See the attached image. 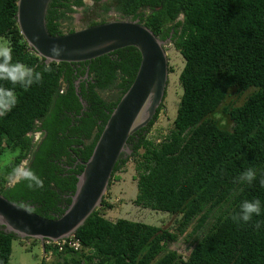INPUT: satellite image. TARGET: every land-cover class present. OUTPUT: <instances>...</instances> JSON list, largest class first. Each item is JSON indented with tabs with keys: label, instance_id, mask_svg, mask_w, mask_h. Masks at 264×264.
Masks as SVG:
<instances>
[{
	"label": "trees",
	"instance_id": "16d2710c",
	"mask_svg": "<svg viewBox=\"0 0 264 264\" xmlns=\"http://www.w3.org/2000/svg\"><path fill=\"white\" fill-rule=\"evenodd\" d=\"M92 1L86 6L83 0H51L45 16L48 33H71L77 8H83L85 26L103 23L97 17L113 10L139 19L162 41L171 32L184 60L172 129L160 143L147 137L161 105L151 123L128 139L131 154L120 158L109 183L134 159L133 204L176 219L169 228L125 218L111 221L101 214L112 208L104 196L101 207L70 236L80 249L65 243L59 250L44 241L43 254L51 253L52 264H264V0ZM16 2L0 0V41L11 47L13 62L41 72L43 82L27 90L17 86L16 106L0 117V156L14 154L0 166V195L55 219L70 204L83 163L132 84L141 56L126 47L90 63H52V70L44 72V59L20 35ZM76 64L83 67L78 74L72 69ZM87 65L93 82L88 93L82 83L79 95L73 83ZM106 91L111 93L102 98ZM79 96L89 104L85 110ZM23 163L43 180V188L30 190L27 182L9 185L13 168ZM249 167L256 179L238 182ZM253 199L261 201V215L249 224L233 222L240 204ZM181 237L190 248L186 257L169 248ZM14 239L0 230V264H9Z\"/></svg>",
	"mask_w": 264,
	"mask_h": 264
},
{
	"label": "water",
	"instance_id": "95a60500",
	"mask_svg": "<svg viewBox=\"0 0 264 264\" xmlns=\"http://www.w3.org/2000/svg\"><path fill=\"white\" fill-rule=\"evenodd\" d=\"M50 1L16 2L20 35L40 58L49 54L53 44H59L64 52L55 63L91 61L126 47L136 48L141 60L132 84L110 113L91 156L83 163L71 202L61 216L47 219L0 195V226L4 233L20 240H38L42 251L44 241L56 242L70 237L101 207L115 166L121 157L131 154L128 139L154 119L165 99L169 77L166 42L139 21L109 20L51 36L45 25Z\"/></svg>",
	"mask_w": 264,
	"mask_h": 264
},
{
	"label": "rangeland",
	"instance_id": "374dc122",
	"mask_svg": "<svg viewBox=\"0 0 264 264\" xmlns=\"http://www.w3.org/2000/svg\"><path fill=\"white\" fill-rule=\"evenodd\" d=\"M90 4L89 1L86 2ZM83 9L79 8L72 14V27L78 29L85 27L83 20ZM119 16L111 20H119ZM122 19V18H121ZM120 19V20H121ZM0 44H4L0 41ZM165 51L167 53L168 65L173 72L169 73L166 96L163 101V109L160 111L157 120L148 133V139L155 143H160L172 129L173 120L177 113V108L182 95V88L179 83V74L184 66V60L174 45L166 42ZM3 156V155H2ZM0 156V157H2ZM128 158V155H125ZM124 157V156H123ZM124 157V158H126ZM24 164V163H23ZM5 164L0 163L3 167ZM136 162L130 159L126 165L114 175L112 185L106 192V201L112 205L111 209L101 210V214L108 220L115 221L125 218L131 221L143 222L157 227H172L176 217L166 213L156 212L149 209H142L133 204L137 195L136 188ZM9 184H12L11 182ZM100 208V207H99ZM170 249L178 251L183 256H187L190 248L183 237L176 243L169 246ZM43 259V251L38 240L14 239L12 241V252L9 264H40ZM45 264H52V259H43Z\"/></svg>",
	"mask_w": 264,
	"mask_h": 264
},
{
	"label": "clouds",
	"instance_id": "9594fccd",
	"mask_svg": "<svg viewBox=\"0 0 264 264\" xmlns=\"http://www.w3.org/2000/svg\"><path fill=\"white\" fill-rule=\"evenodd\" d=\"M64 49L59 44H53L49 49V54L44 57L45 66L43 71L50 72L52 69L50 65L58 62L63 55ZM43 55V54H41ZM43 74L35 71L33 68L26 65L13 62L12 49L6 44H0V117L5 116L10 112L17 103L16 87L27 90L34 84H42ZM4 84H10L12 87H5ZM14 158V154L5 153L0 157V163L9 164ZM10 182L15 185L21 182H27L28 189L43 188V180L36 175L29 167L16 166L10 174ZM256 179L255 169L247 168L238 178V182H247L251 184ZM261 186H264V179L260 181ZM261 215V201L253 199L251 201L244 200L240 206L239 211L234 214L231 219L233 222L239 224L243 222L249 224L254 217ZM254 227L259 230L260 223L256 222Z\"/></svg>",
	"mask_w": 264,
	"mask_h": 264
},
{
	"label": "flooded vegetation",
	"instance_id": "af4514ba",
	"mask_svg": "<svg viewBox=\"0 0 264 264\" xmlns=\"http://www.w3.org/2000/svg\"><path fill=\"white\" fill-rule=\"evenodd\" d=\"M87 1H89L90 2V4H87L86 2ZM105 1H107V0H101V2H105ZM83 3L86 5V6H91V5H93V1L92 0H83ZM77 9H79V8H77ZM81 9V8H80ZM83 9V8H82ZM100 12V11H99ZM102 12V11H101ZM119 16V14L117 13V12H115V11H113V10H110V11H108V12H106V14H100V16H98L97 17V21H101V20H104V22H107V21H109V20H111L112 18H116V17H118ZM84 17V16H83ZM82 17V18H83ZM119 18L121 19V20H123V19H127V20H131V21H139V19H130V18H128V17H121V16H119ZM119 19V20H120ZM179 19H181V17L179 18ZM103 22V23H104ZM99 24V23H98ZM85 27H87V26H85ZM69 28V27H68ZM72 29H73V31L72 32H74L75 30H78V28L77 27H71ZM71 28H69V29H67V28H64V31H68V30H71ZM170 36H171V32H170V35L169 36H167L163 41H165V42H170V43H172V38H170ZM160 40V39H159ZM89 63H90V61H89ZM82 68L83 67H81V65H79V64H76L75 66H72V69H74V74H78V71H80V70H82ZM85 69V73L82 75H79V76H77V78L74 80V83H73V85H74V90H75V92H78V94L80 95V86L82 85V83H83V85H84V93H88L89 92V89H90V86H89V82L91 83V82H93L92 80H90L91 79V75H90V73H89V66L87 65V67L86 68H84ZM111 93V92H110ZM108 91H106V92H104L103 93V95H101V97L102 98H108V96H109V94H110ZM79 101L83 104L82 106H83V110H85L87 107H89V104L85 101V100H83V98H81L80 96H79ZM74 119V118H73ZM73 124V123H72ZM33 138H34V140H36V141H38L39 139H40V133L39 132H36V133H34V136H33ZM127 147L130 149V147H131V145H129V144H127ZM26 165V163H24V164H22L21 166H25ZM10 186L11 185H13V184H9ZM0 230H3V227H1L0 226Z\"/></svg>",
	"mask_w": 264,
	"mask_h": 264
},
{
	"label": "built area",
	"instance_id": "2783aa9c",
	"mask_svg": "<svg viewBox=\"0 0 264 264\" xmlns=\"http://www.w3.org/2000/svg\"><path fill=\"white\" fill-rule=\"evenodd\" d=\"M45 242H52V241H45ZM52 243H55L56 245H59V250H62V245H64L65 243H68L69 247L73 248L74 250H77V249H80V243L79 241H77L76 239H74L73 237H68V238H65V239H62V240H59V241H56V242H52ZM44 258L46 260L50 259L51 258V253L49 254H43Z\"/></svg>",
	"mask_w": 264,
	"mask_h": 264
}]
</instances>
